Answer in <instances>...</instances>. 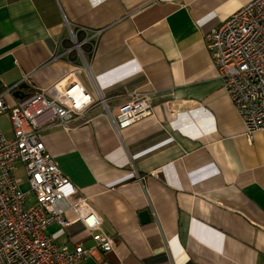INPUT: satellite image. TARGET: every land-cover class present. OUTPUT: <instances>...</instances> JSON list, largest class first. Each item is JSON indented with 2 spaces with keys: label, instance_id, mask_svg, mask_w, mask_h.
Segmentation results:
<instances>
[{
  "label": "crops",
  "instance_id": "0c3cea01",
  "mask_svg": "<svg viewBox=\"0 0 264 264\" xmlns=\"http://www.w3.org/2000/svg\"><path fill=\"white\" fill-rule=\"evenodd\" d=\"M250 1L0 0L6 105L21 85L29 94L78 82L107 99L109 114L96 107L90 123L40 134L114 239L112 252L77 264H264V133L247 139L205 39ZM133 93L151 115L118 134L113 116ZM8 121L0 116L1 131ZM45 233L59 247L92 244L80 224Z\"/></svg>",
  "mask_w": 264,
  "mask_h": 264
},
{
  "label": "built area",
  "instance_id": "2783aa9c",
  "mask_svg": "<svg viewBox=\"0 0 264 264\" xmlns=\"http://www.w3.org/2000/svg\"><path fill=\"white\" fill-rule=\"evenodd\" d=\"M97 35L80 45L91 44ZM205 39L223 90L251 142L254 133H264V0L241 6ZM72 41L77 43L75 35ZM80 71L76 67L71 74ZM7 93L0 94V116L8 115L12 132L7 139L0 131V264H77L96 252L106 256L114 249V239L102 216L87 199L75 198L77 190L55 165L40 134L69 131L81 118L90 123L86 116L96 107L109 114L107 99L91 97L78 82L64 90L56 84L35 90L13 106L5 103ZM150 115L146 96L133 93L113 116L115 130L120 134ZM67 211L73 220L66 219ZM51 224L63 230L80 224L92 244L59 247L45 233ZM99 264L110 263L102 259Z\"/></svg>",
  "mask_w": 264,
  "mask_h": 264
},
{
  "label": "water",
  "instance_id": "95a60500",
  "mask_svg": "<svg viewBox=\"0 0 264 264\" xmlns=\"http://www.w3.org/2000/svg\"><path fill=\"white\" fill-rule=\"evenodd\" d=\"M28 87L26 85H21L19 86V90L14 93V97L18 98L19 100L23 99L26 97V93H24L22 90H26ZM142 221L143 222H148L149 221V214L148 212H142L140 214Z\"/></svg>",
  "mask_w": 264,
  "mask_h": 264
},
{
  "label": "rangeland",
  "instance_id": "374dc122",
  "mask_svg": "<svg viewBox=\"0 0 264 264\" xmlns=\"http://www.w3.org/2000/svg\"><path fill=\"white\" fill-rule=\"evenodd\" d=\"M8 123H9V128H10V122L8 121ZM6 129H7V128H4L2 131H1V130H0V131H1L3 134L6 135V138H7V139H9V137H10V136H9V133H10V131H11V128H10V130H8V132H6Z\"/></svg>",
  "mask_w": 264,
  "mask_h": 264
},
{
  "label": "clouds",
  "instance_id": "9594fccd",
  "mask_svg": "<svg viewBox=\"0 0 264 264\" xmlns=\"http://www.w3.org/2000/svg\"><path fill=\"white\" fill-rule=\"evenodd\" d=\"M101 2H102V0H92L93 5H97Z\"/></svg>",
  "mask_w": 264,
  "mask_h": 264
}]
</instances>
